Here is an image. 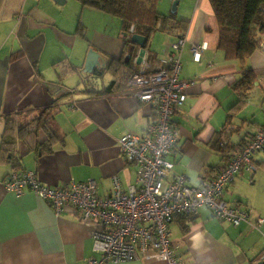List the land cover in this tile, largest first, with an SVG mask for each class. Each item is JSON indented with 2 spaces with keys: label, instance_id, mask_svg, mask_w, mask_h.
<instances>
[{
  "label": "crops",
  "instance_id": "obj_1",
  "mask_svg": "<svg viewBox=\"0 0 264 264\" xmlns=\"http://www.w3.org/2000/svg\"><path fill=\"white\" fill-rule=\"evenodd\" d=\"M68 1L73 0L62 4L56 0H8L7 14L0 16V147L8 115L22 125L53 108L56 127L66 134L65 141L55 142L51 151L31 149L19 141L14 150L19 167L0 157V264H89L92 257L99 256L92 236L98 222H82L71 207L58 215L33 191L17 195L7 190L5 181L12 173L35 171L41 181L53 186L96 180L101 195L113 190L114 175L121 178L125 190L139 186L138 167L125 160L119 141L128 133L143 135L156 119V110L107 68L112 58L123 52L121 20L114 16L117 27L113 28L120 32L106 28L94 36L82 21L72 25L70 10L64 16ZM76 1L83 11L90 7ZM182 18L189 23L183 33L188 40L182 52L181 79L194 84L188 86L185 102L174 117L180 138L168 155L174 167L167 171V177L185 174L188 184L198 187L214 179L232 158L235 149L220 153L213 147L225 125L240 128L231 137L237 148L247 144L264 125V41L246 61L258 75L254 87L246 93V102L231 111L241 99L234 85L242 75V63L218 48L217 19L209 13L207 0H191ZM158 33L163 38L158 39ZM178 36L156 32L148 43L146 60L154 54L157 65L169 55ZM194 44H206L200 60L192 52ZM91 49L97 54L87 66ZM107 72L115 77L105 84L100 80ZM115 79L119 85L111 92H88L103 89ZM91 82L96 85L90 87ZM256 160L257 171L239 173L224 193L230 203L248 210V221L235 226L217 218L208 207L194 216L174 218L172 247L186 264H259L263 260L264 222L257 224L264 220V153L257 154ZM258 254L263 256L255 259Z\"/></svg>",
  "mask_w": 264,
  "mask_h": 264
},
{
  "label": "built area",
  "instance_id": "obj_2",
  "mask_svg": "<svg viewBox=\"0 0 264 264\" xmlns=\"http://www.w3.org/2000/svg\"><path fill=\"white\" fill-rule=\"evenodd\" d=\"M187 33L172 41V50L154 66L146 60L129 84L136 97L149 103L157 116L143 135L128 133L120 141L123 157L138 167L139 186L125 190L118 175L112 178L113 190L101 195L96 180H73L63 186L41 181L35 171L14 172L5 181L7 190L22 195L33 191L46 199L56 214L74 208L82 222H98L93 231L94 250L99 254L89 264L120 263L136 260H164L186 264L172 247L171 223L178 215H197L208 207L219 219L235 226L248 221V210L224 198L226 188L241 172L258 169L255 156L264 153V125L253 138L233 152L214 179L203 186H191L185 174L168 179L174 167L168 159L177 147L180 133L174 117L194 81L181 79L182 52ZM206 44L192 45L196 60ZM264 222L259 219V225Z\"/></svg>",
  "mask_w": 264,
  "mask_h": 264
},
{
  "label": "trees",
  "instance_id": "obj_3",
  "mask_svg": "<svg viewBox=\"0 0 264 264\" xmlns=\"http://www.w3.org/2000/svg\"><path fill=\"white\" fill-rule=\"evenodd\" d=\"M83 6H90L109 13L121 20V28L124 33V48L119 58L113 57L109 66L119 78H123L129 85L134 73L139 71V65L135 63V55L138 47L132 50L131 36L135 33L142 34L152 39L156 32H165L169 35L182 36L188 29V19L179 18L177 11L162 12L158 5L161 0H79ZM218 24V48L224 50L227 56H233L242 63V75L234 88L241 92V99L231 108V111L242 106L248 93L258 78L251 67H247V59L259 48L264 41V0H210ZM0 0V16L7 14L6 4L8 0ZM175 40V39H174ZM148 41V43H149ZM147 43V46H148ZM130 56V59H127ZM149 61L155 67L154 54ZM98 72V75H102ZM95 85V84H93ZM117 79L103 89H90L93 94L108 93L117 88ZM56 110L53 108L43 110L38 116L31 118L27 123L20 124L15 116L5 117L6 130L0 147V157L13 166L21 164L14 150L19 141H25L29 148L42 150L53 147L55 142H64L66 134L60 132L54 122ZM230 118L232 116H229ZM229 118V119H230ZM240 128L225 127L219 132L213 142V147L220 153L228 152L237 146L232 140V135L239 133ZM241 145V144H238ZM239 147V146H238ZM242 147V146H241ZM240 148V147H239ZM255 162L259 168V162ZM257 171V170H256ZM240 205V204H239ZM242 206V205H241ZM262 225V224H260ZM259 223L257 226H260ZM264 254V253H263ZM263 255L255 256V259Z\"/></svg>",
  "mask_w": 264,
  "mask_h": 264
},
{
  "label": "rangeland",
  "instance_id": "obj_4",
  "mask_svg": "<svg viewBox=\"0 0 264 264\" xmlns=\"http://www.w3.org/2000/svg\"><path fill=\"white\" fill-rule=\"evenodd\" d=\"M176 1V2H175ZM208 3V7H209V13L213 16H215V13L213 11V6L210 0H207ZM191 6V0H182V2L179 4V0H174L172 3V0H161L159 2V9L161 11H168L170 12V7L171 9L175 10L177 9V13L179 11L180 13V17L182 18V14L186 13L189 11V7ZM64 11L63 14L64 16H66V12L70 10L71 12V18H72V25L77 26L78 21H82L85 25L86 28H88V30L90 31L91 34H93L94 36H96L100 31H104L106 28H108V32H114V33H118L119 28L115 29L114 27H117V24L114 21V16H112L111 14H107V13H98V11L96 9L93 8H86L83 10H81V6L80 3L76 0L73 1H68L66 4H64ZM86 19V24H85V20ZM79 21V22H80ZM157 37L159 39L163 38L161 36L160 33L157 34ZM181 36H178L177 38H179ZM161 43V42H160ZM162 49H166V48H162ZM115 75L112 72H107L105 73V79H101L100 81L103 80V82L105 81V84L109 83L110 79L114 78ZM93 84H95V82H91L89 84L90 87H93ZM96 85V84H95Z\"/></svg>",
  "mask_w": 264,
  "mask_h": 264
},
{
  "label": "water",
  "instance_id": "obj_5",
  "mask_svg": "<svg viewBox=\"0 0 264 264\" xmlns=\"http://www.w3.org/2000/svg\"><path fill=\"white\" fill-rule=\"evenodd\" d=\"M58 3L62 4L65 2V0H56ZM149 41V38L147 36H144L142 34H133L131 36V44L132 46V50H134V48L138 47L137 51H136V59H135V63L137 65H141L146 57L147 54V43ZM97 54V51L91 49L89 50V56H88V60H87V66H89L90 64H93V61H91V58L95 57ZM130 56H127V59H130ZM95 59V58H94ZM90 72H92V69L89 70ZM259 264H264V258L262 261L259 262Z\"/></svg>",
  "mask_w": 264,
  "mask_h": 264
}]
</instances>
